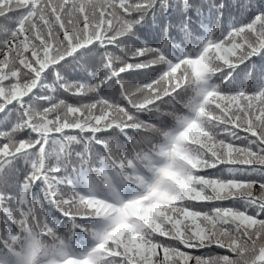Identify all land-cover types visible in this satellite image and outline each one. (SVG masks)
<instances>
[{
    "label": "snow or ice",
    "instance_id": "obj_1",
    "mask_svg": "<svg viewBox=\"0 0 264 264\" xmlns=\"http://www.w3.org/2000/svg\"><path fill=\"white\" fill-rule=\"evenodd\" d=\"M0 264H264V0H0Z\"/></svg>",
    "mask_w": 264,
    "mask_h": 264
}]
</instances>
